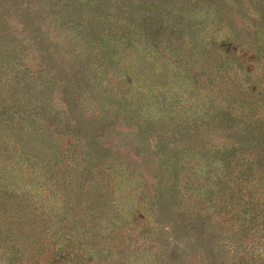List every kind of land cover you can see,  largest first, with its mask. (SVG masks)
Returning a JSON list of instances; mask_svg holds the SVG:
<instances>
[{
	"label": "rangeland",
	"instance_id": "rangeland-1",
	"mask_svg": "<svg viewBox=\"0 0 264 264\" xmlns=\"http://www.w3.org/2000/svg\"><path fill=\"white\" fill-rule=\"evenodd\" d=\"M0 264H264V0H0Z\"/></svg>",
	"mask_w": 264,
	"mask_h": 264
}]
</instances>
